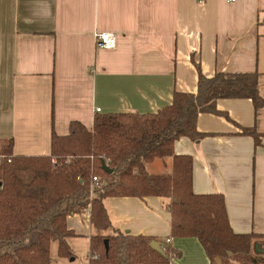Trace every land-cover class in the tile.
<instances>
[{
  "label": "crops",
  "instance_id": "0c3cea01",
  "mask_svg": "<svg viewBox=\"0 0 264 264\" xmlns=\"http://www.w3.org/2000/svg\"><path fill=\"white\" fill-rule=\"evenodd\" d=\"M95 32L114 33L116 47L98 49ZM196 65L206 78L256 73L264 100V0H0V154L11 142L13 155H48L51 131L66 135L72 121L90 128L96 115L155 113L175 92L196 93ZM216 109L223 115L197 117L202 139L182 137L173 151L192 158L195 194L223 197L234 233L264 236V108L219 99ZM171 163L155 159L146 170L168 173ZM105 206L108 233L161 241L179 254L171 264H210L197 239L170 238L160 198ZM66 223L74 256L57 264H88L76 249L84 240L89 252L96 235L89 212ZM258 246L264 258V238Z\"/></svg>",
  "mask_w": 264,
  "mask_h": 264
},
{
  "label": "trees",
  "instance_id": "16d2710c",
  "mask_svg": "<svg viewBox=\"0 0 264 264\" xmlns=\"http://www.w3.org/2000/svg\"><path fill=\"white\" fill-rule=\"evenodd\" d=\"M197 69L195 94L177 93L155 113L96 115L90 128L72 121L66 135L51 131L50 153L0 154V264H57L73 258L67 218L89 212L96 235L89 244V264H171L179 254L151 237L114 231L105 206L109 198H160L170 215V238H195L210 264H264L258 246L263 235L231 229L221 195H198L192 189V158L175 155V141L203 138L196 128L203 113L223 115L219 99H249L264 108L258 75L216 73L206 78ZM255 144L253 129H242ZM172 160L171 170L150 174L155 159ZM102 162L111 170L106 173ZM97 177L98 182L92 183ZM160 243L163 253L150 247ZM56 245V259L51 257Z\"/></svg>",
  "mask_w": 264,
  "mask_h": 264
},
{
  "label": "built area",
  "instance_id": "2783aa9c",
  "mask_svg": "<svg viewBox=\"0 0 264 264\" xmlns=\"http://www.w3.org/2000/svg\"><path fill=\"white\" fill-rule=\"evenodd\" d=\"M234 1V0H230ZM94 43L95 46L98 49H103V50H112L116 47L117 39L116 35L111 32H95L93 35ZM96 113H99L100 110L96 109ZM98 179L97 177L92 178V183H97ZM165 243H169V240H166Z\"/></svg>",
  "mask_w": 264,
  "mask_h": 264
},
{
  "label": "rangeland",
  "instance_id": "374dc122",
  "mask_svg": "<svg viewBox=\"0 0 264 264\" xmlns=\"http://www.w3.org/2000/svg\"><path fill=\"white\" fill-rule=\"evenodd\" d=\"M150 169V168H149ZM149 172H153L152 170ZM150 174H155V173H150ZM157 174H163V173H157ZM88 253V245L87 242L84 240H78L77 242V249H76V254L78 255V259L84 257ZM51 257L53 259H56V245H52V251H51ZM88 264H89V256L87 258Z\"/></svg>",
  "mask_w": 264,
  "mask_h": 264
},
{
  "label": "water",
  "instance_id": "95a60500",
  "mask_svg": "<svg viewBox=\"0 0 264 264\" xmlns=\"http://www.w3.org/2000/svg\"><path fill=\"white\" fill-rule=\"evenodd\" d=\"M102 169L106 172V173H111V170L105 165L104 162H102ZM150 247L157 251L158 253H163V247L160 245V243L152 241L150 243Z\"/></svg>",
  "mask_w": 264,
  "mask_h": 264
}]
</instances>
